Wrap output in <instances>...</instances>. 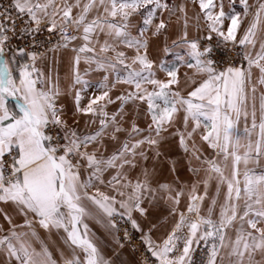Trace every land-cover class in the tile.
Instances as JSON below:
<instances>
[{"label":"snow or ice","instance_id":"6c2138e0","mask_svg":"<svg viewBox=\"0 0 264 264\" xmlns=\"http://www.w3.org/2000/svg\"><path fill=\"white\" fill-rule=\"evenodd\" d=\"M189 3L199 9L193 17ZM238 3L242 12L237 0H229L227 10L224 0H10L0 5V204L23 217V223H13L0 209L8 225L0 224V252L14 264H58L34 227L39 225L48 233L62 231L70 249L67 255L59 250L62 264H112L90 238L85 219L93 212L87 201L111 229L119 231V216L141 232L155 264H264V0ZM191 20L202 35L189 38ZM173 23L181 30L172 46L185 54L177 53L174 63L150 59V37L163 35L167 41ZM45 31L49 40L56 38L48 51L82 42L72 49L69 89L80 85L75 114L90 118L84 128L78 119L71 125L63 119L59 77L45 76L37 67L44 54L12 44L27 34L34 48L35 37ZM213 40L232 51L236 63L219 67L211 56ZM163 51H170L167 43ZM25 56L28 62L22 63ZM81 61L117 73L111 82L103 77V91L84 107L82 94L91 85L80 74ZM181 67L191 70L183 73L191 86L186 94L179 87ZM120 84L128 87L113 99ZM130 103L137 115L146 105V129L135 118L125 122ZM109 105L117 106L109 112ZM164 133L177 140L197 179L183 183L177 177L175 184L153 188L148 169L143 179H129L124 166L135 167L137 157L146 160L145 145L161 156ZM106 141L118 145L108 155ZM114 168L109 195L97 184H104V173ZM157 195L171 202L170 215L179 217L162 243L152 239L156 225L144 232L134 215L146 218L142 205ZM182 197L187 202L180 211Z\"/></svg>","mask_w":264,"mask_h":264},{"label":"crops","instance_id":"0c3cea01","mask_svg":"<svg viewBox=\"0 0 264 264\" xmlns=\"http://www.w3.org/2000/svg\"><path fill=\"white\" fill-rule=\"evenodd\" d=\"M177 3L180 0H176ZM254 0H249V3H253ZM229 0H224L225 9H228ZM189 8V17H193L197 12H199L198 6H193L191 3L188 4ZM237 11L242 12V8L239 6L237 0ZM251 17L244 19L243 27H246L248 21ZM203 24V21H201ZM139 27V25H137ZM180 26L175 23L169 26L167 32V41H165L164 36L160 37H150L149 39V48L148 54L150 59L159 62L160 60H164L168 63L176 62L177 53L180 55H184L183 49L174 48L172 46V40L177 38V35L180 32ZM203 33H197L195 29V20L190 21L189 27V38H195L197 35H202ZM81 41H74L68 48H58L56 51H47L44 55L38 59L37 67H39L45 76H58L60 81V86L64 91V94L59 98L58 103L63 105L64 107V116L63 119H66L68 123L73 124L74 120H79V127L84 128L85 121L90 119L89 117L81 116L75 114V103H74V93L77 89L80 88V85H77L73 89H69V84L71 83V64L70 61L74 57L75 53L72 51L74 47H77ZM165 43L170 48L168 53L163 51ZM22 63L28 62V58L22 57L20 58ZM79 71L81 76L89 81L91 87L88 88L86 92H84L83 99L81 100V107H84L88 101L92 98L93 94L99 95L103 89L99 88L100 83L103 81L104 76L109 77V81H114L116 78V72H108L105 70H99L95 68V65H88L81 61L79 66ZM188 72L191 74V70L186 67L180 68L181 75V83L179 87L184 90L185 94L187 91L191 90V86L187 85L183 78V73ZM123 75V73H119ZM158 78H164V74L158 72ZM127 85H117L116 89H114L111 93L113 99L117 94L121 91L127 89ZM260 91H264V88H260ZM103 103V102H101ZM119 102H117L118 104ZM258 103V101H257ZM117 105H109L108 111L112 112L115 110ZM146 105H140L139 107V115L136 114V109L133 104H128L125 106V122L130 121L135 118L137 124L146 129L149 123V118L145 115ZM127 126V123H125ZM95 127V126H93ZM147 135V132L144 133ZM164 136L168 137L166 141H164L159 151L162 153L161 156L156 157L155 150L149 149L147 145L143 146L144 151L147 153L148 158L142 159L137 157L135 160V167H131L130 165L124 166V171L127 173L128 178L135 181L137 178L143 179V171L148 169L151 173L152 187H157L158 183H173L175 184L176 178L179 177V180L183 183H189L197 179V177L193 176V174L188 171V161L185 157V154L181 149H179L177 145V140L168 135V133H164ZM123 139V137H121ZM197 142L199 143V137H197ZM108 143V151L105 155L110 154L114 151L118 145ZM205 152L208 153L210 150L207 149L206 145L204 146ZM173 163L176 165V171L173 172ZM195 165V162H194ZM118 169H109L104 173V184H97L101 192H105L109 195H113L111 187L107 185V181L112 178L113 175L116 174ZM203 173H201V176ZM84 179L87 178V174H84ZM178 186V185H177ZM202 190V186H201ZM96 188H90V193H95ZM214 191L213 188L210 189L211 192ZM119 199V197H117ZM187 199L186 197L181 198V203L177 206L178 210L183 211L186 205ZM86 206L93 212V216L85 219V223L88 224L90 238L96 243L98 248L100 249L102 255L105 259L112 262V264H138L134 254L131 249L125 245L121 247L117 237V231L111 229L107 225V218L103 216L102 213H99L95 206L91 205L90 202H85ZM143 207L148 209L147 217H140L138 213H135V217L140 221L141 226L144 229V232H148L152 225H156L155 228H152L151 236L152 239L156 243H162V241L167 237V235L172 231L175 226V223L178 220V215H170L171 212V202L165 201L161 199V195H157L156 199L149 202L145 200ZM207 207V201L205 202V208ZM0 209L9 212L13 216V223H23V217L15 214L11 205L0 204ZM0 224H3L5 228L8 227L7 222L4 220L3 216L0 215ZM38 235L41 240L44 241L48 245L49 250L53 254V258L58 262V264H62L60 251L64 250L65 255L70 252V249L65 245L64 241L61 239L63 235L61 233H57L53 230L51 233L46 232L44 229L40 228L39 225H34ZM26 230V229H25ZM141 233V232H140ZM2 234V233H0ZM39 247V245H36ZM0 264H14L12 258L8 257L6 253L0 252Z\"/></svg>","mask_w":264,"mask_h":264},{"label":"built area","instance_id":"2783aa9c","mask_svg":"<svg viewBox=\"0 0 264 264\" xmlns=\"http://www.w3.org/2000/svg\"><path fill=\"white\" fill-rule=\"evenodd\" d=\"M10 0H0V5L7 6ZM49 34L45 31L35 37V47H31L32 38L30 35L23 34L18 36L12 41L13 46L19 45L20 47L27 48L28 51H36L39 53H46L48 49L53 48L56 44V38L53 37L49 40ZM207 43L206 41H202ZM213 44L212 58L217 62L218 66L223 68L229 63H236L232 59L234 53L228 48L223 46H216V41L211 42ZM59 132V129L55 130ZM119 231H117V237L121 245L129 247L134 254L138 264H155V258L151 256V253L147 251L146 245L141 240V233L131 227L130 224L125 222V219L117 216L115 217ZM128 231V238L124 237V231ZM202 258L201 252L196 251L194 253V260L199 261Z\"/></svg>","mask_w":264,"mask_h":264}]
</instances>
